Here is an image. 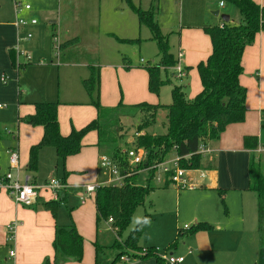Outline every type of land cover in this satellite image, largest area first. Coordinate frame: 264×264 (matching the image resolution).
I'll return each instance as SVG.
<instances>
[{"label":"rangeland","instance_id":"374dc122","mask_svg":"<svg viewBox=\"0 0 264 264\" xmlns=\"http://www.w3.org/2000/svg\"><path fill=\"white\" fill-rule=\"evenodd\" d=\"M133 1L139 5V0ZM223 1L225 7H220V0H151L154 7L156 5L159 9V25L162 32L168 34L171 53L177 58L179 51H183V70L186 65L189 66L184 70L183 80L173 76L174 66H170L166 74L161 67L160 77L171 79L176 84H187L186 93L190 99L202 89L197 66L199 62L207 60L212 49L210 37L202 24H218L220 19L213 14L216 10L228 13L236 20L242 17L234 3ZM18 4H29L30 9L17 14ZM22 16L37 20L36 24L24 27L18 45L31 59L26 54L16 53L17 61L21 63L20 66L14 64L19 74L16 89L20 110L18 111L17 103L0 99V123L6 124L8 131L15 129V133L19 135L16 144L19 146V168H22L23 177L31 175L34 184L39 187L50 177L65 179L69 185L64 191H60L59 198L55 201V216L50 209H45L51 218V228L55 224H75L84 238L82 260L69 263L109 264L117 253V250L111 249L118 236L117 228L108 220L100 221L97 228L95 192L84 204L79 199L86 185L101 183L108 178L107 169L99 162L97 147L95 144H86L96 142V133L89 132L82 140L80 151L70 155L65 162L58 158L54 147H42L37 169L31 171L26 169L29 146L41 137V127L27 124L21 117L29 112L27 110L34 111L33 102H57L60 128L68 132L72 124L80 127L95 117L96 108L92 99H98L103 106H116L121 100L125 104L143 101L169 104L172 98L171 85L161 86L158 92L151 91L148 87L147 67L160 62L157 44L150 39L149 28L140 27L137 16L124 0H0V18L13 21ZM29 33L31 37L27 38ZM260 33L264 34H258ZM71 37H79L74 47L64 52L56 49L62 39ZM130 39L139 40L129 41ZM257 46L258 41L255 39L253 44L246 47L242 58L243 72L240 81L246 88L247 105L244 121L252 117L256 119L258 113L264 115V54L260 57L254 50ZM141 59L144 61L141 62ZM91 75L96 76V84L94 90L89 92L84 80ZM147 115V112H143L135 117H121L125 135L120 147L135 138L137 125ZM165 116L166 109L159 108L155 122L148 127V131L152 134L165 131ZM255 135L259 136L263 152L254 154L261 156L264 166V125ZM12 143L9 139H0L2 168H8ZM83 149L89 151L82 155ZM174 153L175 151L168 153L165 160L174 158ZM219 169L220 185L201 188L197 181L200 177L196 176V187L185 189L177 187L173 182L164 185V182L158 181L157 176H161V171L158 170L152 179L153 190L147 195L144 205L134 212L129 226L122 231L120 238H127L145 212H152L155 219L146 225L141 239L155 245L161 256H167L169 251L166 247L169 242L182 241L188 234L183 231L185 225L204 221L211 225L208 234L215 244V260L212 264H257V196L247 187L240 188L242 183L238 187H230L231 178L246 180L241 175L244 166L240 159L227 158L219 164ZM138 177L140 183H145L148 172H139ZM41 196L40 204L54 201L49 190H43ZM20 206L26 210L23 217L27 221L40 222V217L36 214L39 205ZM195 217L198 219L193 220ZM180 227L181 230L178 229ZM40 230L42 233L45 231L44 228ZM7 236L10 235L7 233ZM42 239L40 233L35 235L34 228L33 231H25L19 246L12 241L1 244L0 264H24L16 261V257L9 258L11 250L17 253L18 259L29 261L28 264H39L34 260H38L40 251L48 250L54 257L53 238L47 244L42 243ZM124 249L133 251L132 248ZM117 263L119 264L118 261ZM195 264H205V261Z\"/></svg>","mask_w":264,"mask_h":264},{"label":"trees","instance_id":"16d2710c","mask_svg":"<svg viewBox=\"0 0 264 264\" xmlns=\"http://www.w3.org/2000/svg\"><path fill=\"white\" fill-rule=\"evenodd\" d=\"M132 12L137 16L140 27L150 30L151 38L157 44L160 62L147 67L148 87L158 92L161 86L171 85V102L169 104L140 102L125 104L122 100L116 106H103L98 99H92L96 108V117L81 128L72 127L67 135L61 133L58 118L57 102H36L33 113L22 116V120L32 126H42L43 134L39 142L31 145L27 169H37L38 155L44 146L55 148L58 158L63 162L73 154L80 151L83 138L90 132L97 133V146L105 149L107 153L117 159L122 168L128 169L131 174L121 185H101L95 191L96 220L113 218L112 225L117 228L118 236L111 246L117 250L115 258L109 264H116L123 254L132 257H156L164 263L159 256L156 246L139 245L146 225L153 220L150 212L139 219L127 238L121 239L134 212L144 205L147 195L154 186L152 179L155 169L147 170L149 175L145 183H140L137 170L148 168L166 159L168 153L175 151L179 157V164L185 169L202 168V155L198 153L200 143L208 142L220 137L229 124L242 122L247 113L246 88L241 84L240 76L243 72L242 57L247 46L254 43L259 32L264 33V7L256 0H227L235 4L240 10L241 21H224L222 25L205 24L204 30L210 37L211 53L206 61L198 64V71L202 89L192 99L188 98L186 86L176 84L171 79L160 77V68L165 74L170 66L176 64V58L170 51L168 34L161 30L158 14L152 5L148 9L142 8L133 0H124ZM226 1V0H225ZM79 38L61 42V51L66 46L77 43ZM129 40V41H138ZM70 47V46H69ZM187 70L188 68L185 67ZM174 70L172 71V74ZM175 76V75H173ZM89 92L96 84V76L91 75L84 80ZM166 109L165 131L152 134L147 128L154 124L157 110ZM149 115L137 125V133L131 141H126L120 147L124 137V127L121 117H135L140 113ZM259 144L257 135L244 137L247 148H257ZM131 146L145 149L146 155L138 167L129 166L123 148ZM249 189L256 194L257 199V232L259 235V254L257 264H264V166L260 157L251 154L249 165ZM66 182L65 179H62ZM169 183V181H166ZM54 216L56 214L55 201L44 203ZM147 221V222H145ZM211 225L206 222H197L189 225L183 231L188 234L200 230H208ZM181 230L182 228H178ZM55 259L46 264H61L67 261H81L84 253V238L74 224L56 225L53 240ZM132 248L133 251L124 248ZM99 249L100 246H97ZM148 251L142 253V249Z\"/></svg>","mask_w":264,"mask_h":264},{"label":"crops","instance_id":"0c3cea01","mask_svg":"<svg viewBox=\"0 0 264 264\" xmlns=\"http://www.w3.org/2000/svg\"><path fill=\"white\" fill-rule=\"evenodd\" d=\"M221 1H223V0H220V2ZM220 2H219V5H220ZM256 2L264 7V0H256ZM139 5L144 9H148L152 5H154V3L153 2L151 3V0H139ZM176 5H178V3ZM225 6H226L225 3L223 6L220 5V7H225ZM154 8L158 14V12H159L158 7L155 5ZM22 11H24V10H22ZM214 12H213V14H214ZM215 16H218L220 19V22L217 25H222V23L224 21L221 19V17L219 15H215ZM22 17H24L26 19L33 18V17H27V16H22ZM158 20H159V15H158ZM230 20L238 23L241 21V17H240V19L236 20L234 18H231V16H230ZM15 22H16V19L12 21V20H8L7 18H0V99L5 98L4 100H6L10 103H17L18 111H19L20 110V100L17 97V89H16V87L19 85V74L17 73L18 70L15 66L16 60H17L16 48L18 47V45L20 43V34H21V31H23L24 27L17 26ZM205 24L206 23H203L202 26H204ZM74 38H79V37L65 38V39H62L63 40L62 42H65V41H68V40H71ZM256 40L258 41V46L254 50L260 55V57H263V54H264V34H261V33H260V35L258 34L256 36ZM75 44L71 45L70 47L63 49V52L65 50L69 51L70 50L69 48H72V46L74 47ZM61 58H62V56H61ZM242 65H243V61H242ZM186 67H189V66L186 65ZM181 80H183V79H181ZM19 97H20V95H19ZM35 103L36 102H33V104H35ZM0 108H2V105L0 106ZM27 111H29V112H27L23 116L34 112L33 110L32 111L27 110ZM95 117H96V115H95ZM94 118H92V119H94ZM263 121H264V115L262 116L260 113H258V116L256 117V119H255V117H252L250 119H246V121H244V122L242 121V122L229 124L226 127V129L222 132V134L220 135L219 138L206 142L208 144V146H210V148L213 151H212L210 157H208V156L202 157V159H203L202 160V168L188 171V174H189L190 178L193 180V182H196V180H197L196 176H199L200 179L197 181H199V186L201 188L216 187L217 185H220L219 164L221 165V162H223V160H225L227 158H232L234 160L240 159L242 166H244V172L243 173H245V174L242 173L241 175L242 176L244 175V177L246 179L245 180L246 183H245V181H243V178H241V179L240 178H236V179L231 178L232 183L230 184V187H234V186L238 187L239 183H242L239 186L240 188H246L247 187V189L250 190L248 188L249 187L248 165H249L250 157H251V154H253L255 152L259 153V151L263 152V150L260 149L261 146H260V140H259L258 135L257 136H258L259 144H258L257 148H247L244 145V137L248 136V135H255L256 133H258L260 127H263V125H264ZM59 123H60V121H59ZM5 125L6 124L0 123V139L11 140V142H13V143L10 146V149H14V148L18 147L19 165H20L19 146L16 144L18 142L19 135L17 133H15V131H14L15 129H12L14 131L13 133H11L12 130L8 131V128ZM84 125H82L80 127H76L72 124L71 128L72 127L81 128ZM39 127H41V137H42L43 128H42V126H39ZM71 128H70V130H71ZM149 128L147 129V131L150 130ZM60 130H61V128H60ZM70 130L68 132H64L63 130H61V133L64 135H67L70 132ZM41 137L37 140V142H39ZM96 138H97V140L95 143H86V142L85 143L87 145L95 144V146L98 149V157H99L98 159L100 162V156L101 155H104V154L110 155V154L107 153L105 151V149H103V148L99 149L98 148V146H97V141H98L97 133H96ZM37 142L30 144L29 150H30L31 145H33ZM125 149L126 148H123V150H125ZM87 151H89V150L83 149L82 155H84ZM174 154L176 155V153H174ZM256 156L261 158V156H259V155H256ZM9 169H10V162H9L7 169L2 168L0 166V175L9 171ZM26 169H27V166H26ZM13 171L16 172L15 170H13ZM143 171H147V170H143ZM201 172L204 173V177L201 176ZM19 174L21 177H23L22 176L23 175L22 168H20ZM148 175H149V173H148ZM27 177L29 178L30 182L34 183L32 176L29 174H26L25 177H23V178L25 179ZM50 178H53V177H50ZM50 178H48V179H50ZM48 179L45 180V183ZM146 180H147V177L144 179V181H146ZM208 180H210V181L207 182ZM105 181H102L101 183L100 182H97V183L102 184ZM97 183H95V184H97ZM168 184H170V183H165L164 185H168ZM67 187H69V185L66 183L65 189H67ZM85 187H84V191L81 192L79 195V199H80L81 204L86 203L87 199L91 196V194L86 193ZM65 189H63V191ZM43 190H47V189H43V188L40 189L39 194L35 199L34 205L30 206V207H36L39 205V207H38L39 209L37 208L39 211H37L36 214L39 215L40 222H37V223H32V222L30 223L29 220L27 221L23 217L26 214V210L21 209V206H20L21 204H18L15 201H13L11 196L8 195L5 191L0 192V245L6 243L7 241H12L16 246H19L20 245V238H23L25 236V231H33L34 228H35V235H38L40 233L43 237L41 242L47 244L48 241L49 242H50V240L52 241V238L54 240L56 225H69V224H55L54 227L51 228V226H52L51 218H50L49 214L45 211V209H46V207L44 206L45 202L40 204V200L42 199L41 194L43 193ZM49 192L52 194L54 201H56L57 199L54 197L53 192L50 190H49ZM65 194H63V197H65ZM82 196L84 198L83 200L81 199ZM94 206H95L94 207L95 208V223H96V226L98 228L99 224H97V220H96L97 213H96L95 199H94ZM150 213L153 215V217H154L153 220H154L155 219L154 214L152 212H150ZM196 219H198V217L193 218V220H196ZM12 220H14V222H16V230H15L14 236L10 237V236H7V233L10 235V233L8 231V224L10 222L12 223ZM153 220H151L149 223H151ZM197 222H204V221H195L193 223H197ZM41 228L45 229L44 233H42V231L40 230ZM36 238H38V237H36ZM39 238L41 239V237H39ZM52 245H53V242H52ZM139 245L142 247L155 246L153 244H149L147 242L142 241V239H140ZM214 246H215V244L212 242L211 238L209 237L208 230H200V231H197V232L192 233V234H186L185 237L182 239V241L172 240L171 242H169V245L166 247V249L171 254L184 256L183 262H181L179 264H195V262H199L202 260L205 261V264H212L213 261L215 260V258H214V254H215ZM53 251H54V254H53L54 257H52V253L48 252V250L40 251L38 253V260H34V261H36L35 263L46 264L47 260H49L50 263L53 262V260L55 259L54 247H53ZM46 255L49 256L50 259ZM15 257H16V261H18V262H21L24 264L29 263V261H24V260L18 259L17 253H15L13 250H11L9 253V258H15ZM44 257H47V258L45 259ZM44 259H45V261H44ZM40 261H44V262L40 263ZM69 262H74V261H67L66 264H71ZM118 262H119V264H164V263L160 262L156 257H153V256L148 257V258L132 257V260L129 261L128 263L121 262V260L119 259ZM64 263H61V264H64ZM116 264H118V263H116Z\"/></svg>","mask_w":264,"mask_h":264},{"label":"built area","instance_id":"2783aa9c","mask_svg":"<svg viewBox=\"0 0 264 264\" xmlns=\"http://www.w3.org/2000/svg\"><path fill=\"white\" fill-rule=\"evenodd\" d=\"M220 5H224V1L220 2ZM30 9L29 4L25 5H17L16 12L17 14H20L22 10H28ZM16 25L19 27H25L26 25H34L37 23V20L35 18L26 19L24 17H18L16 19ZM31 34L29 33L27 35V38H30ZM60 44L56 46V49L60 50ZM17 55L23 54L27 56L28 59H31V56L28 53H25L20 48H16ZM184 55L183 51H179L177 58H176V64L173 67L174 74L179 79L184 78L185 71L183 70L181 60ZM143 62L144 60L141 59ZM20 66V62L16 60V65ZM1 106V105H0ZM212 149L206 142H202L199 145L198 153L202 155V157L208 156L210 157L212 153ZM125 157L127 160V163L129 166L132 167H138L139 164L142 163L143 159L145 158L146 152L144 148L131 146L124 150ZM179 157L176 155L172 159L164 160L160 163H157L155 165H152L148 168H143L137 170L138 172H141L143 170H149V169H155V174L158 170L161 171V176H157L158 181L166 183V181L175 183L179 188L185 189V188H194L196 185L194 184L193 180L190 178L188 171L194 170V169H185L180 166L179 164ZM9 162H10V169L9 171L5 172L4 174L0 175V192H6L8 195L11 196V198L18 204L24 205V206H33L35 203V199L39 194L40 189H47L53 192V195L56 199L59 198L60 191L66 188V183L62 181L60 178H50L46 181V183L42 186H36L34 183L30 182L29 178H25L22 180L19 171V155L18 150L16 148L11 149L9 151ZM100 164L102 167L106 168L108 171V179L102 183V184H89L86 185L85 190L87 194L94 193L97 188L101 185H121L125 182V179L130 176L131 172L126 169L125 167L122 168L120 162L115 159L111 155H101L100 156ZM199 169V168H197ZM15 170L16 172H14ZM196 170V169H195ZM163 175V178H162ZM201 176L204 177V173L201 172ZM83 200V196L81 197ZM109 222H113V218L109 217ZM189 225H185L183 229H187ZM16 230V222H12L8 225V231L10 233V237L14 236ZM147 248L142 249V253L147 252ZM158 251V248H157ZM159 254V252H158ZM159 256L162 258L164 264H179L183 262L184 256L182 255H174L171 253H168L167 256ZM121 262L128 263L132 260V256L129 254H123L120 256Z\"/></svg>","mask_w":264,"mask_h":264},{"label":"water","instance_id":"95a60500","mask_svg":"<svg viewBox=\"0 0 264 264\" xmlns=\"http://www.w3.org/2000/svg\"><path fill=\"white\" fill-rule=\"evenodd\" d=\"M214 14H215V15H219L223 21H229V20H230V16H229V14H227V13H220L219 10H216V11L214 12Z\"/></svg>","mask_w":264,"mask_h":264},{"label":"clouds","instance_id":"9594fccd","mask_svg":"<svg viewBox=\"0 0 264 264\" xmlns=\"http://www.w3.org/2000/svg\"><path fill=\"white\" fill-rule=\"evenodd\" d=\"M145 222H147V221H145Z\"/></svg>","mask_w":264,"mask_h":264}]
</instances>
